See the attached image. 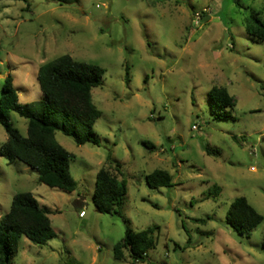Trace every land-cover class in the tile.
Segmentation results:
<instances>
[{
    "label": "rangeland",
    "instance_id": "obj_1",
    "mask_svg": "<svg viewBox=\"0 0 264 264\" xmlns=\"http://www.w3.org/2000/svg\"><path fill=\"white\" fill-rule=\"evenodd\" d=\"M254 19L264 23V0L0 1V97L10 76L21 104L38 101L39 66L62 55L105 70L91 91L98 145L55 133L73 156L75 191L0 156V219L28 192L55 233L42 246L22 237L11 264H132L113 257L127 228L155 229L154 249L137 264H264V222L246 237L225 221L239 197L264 216V40L245 30ZM212 87L227 90L232 110L212 104ZM10 121L25 137L27 121L14 112ZM7 138L0 124V146ZM109 163L121 165V176L112 173L127 189L111 215L92 201ZM154 170L174 185L149 188Z\"/></svg>",
    "mask_w": 264,
    "mask_h": 264
},
{
    "label": "trees",
    "instance_id": "obj_2",
    "mask_svg": "<svg viewBox=\"0 0 264 264\" xmlns=\"http://www.w3.org/2000/svg\"><path fill=\"white\" fill-rule=\"evenodd\" d=\"M2 1V0H0ZM19 1V0H11ZM247 34L264 40V23L254 19L245 26ZM105 70L97 65L75 61L62 55L39 66L36 80L42 97L35 102L21 104L18 92L12 85V78L6 77L0 97V124L8 136L0 146V156L8 164L19 161L37 174V180L50 188L73 192L77 184L71 177L69 165L73 156L55 139L60 132L74 140L77 146L86 143L98 145L93 132L101 112L92 102L91 91L102 85ZM208 97L215 107L232 110L235 101L223 87H212ZM16 113L27 121L26 136L20 135L10 121V113ZM219 118H226L217 115ZM148 150H154L150 143H143ZM205 153L215 155L207 146ZM109 163L95 176L92 201L101 214H119L127 193L121 165ZM151 189L171 188L172 177L163 170H154L145 176ZM218 188L208 193L215 198ZM50 211L40 206L28 192L12 197L8 212L0 219V264H11L22 237L38 246L45 245L55 237L48 215ZM226 223L240 236H250L264 222V216L257 213L244 197L235 199L229 206ZM154 228L133 232L127 228L122 240L113 247V257L124 261L127 256L132 264L142 263L147 253L155 247ZM127 254V255H126Z\"/></svg>",
    "mask_w": 264,
    "mask_h": 264
},
{
    "label": "built area",
    "instance_id": "obj_3",
    "mask_svg": "<svg viewBox=\"0 0 264 264\" xmlns=\"http://www.w3.org/2000/svg\"><path fill=\"white\" fill-rule=\"evenodd\" d=\"M196 17H197V19H198V15H196ZM83 216H84V212L81 211V212L79 213V217H83Z\"/></svg>",
    "mask_w": 264,
    "mask_h": 264
},
{
    "label": "water",
    "instance_id": "obj_4",
    "mask_svg": "<svg viewBox=\"0 0 264 264\" xmlns=\"http://www.w3.org/2000/svg\"><path fill=\"white\" fill-rule=\"evenodd\" d=\"M206 19V17L205 18H203V20H205Z\"/></svg>",
    "mask_w": 264,
    "mask_h": 264
}]
</instances>
